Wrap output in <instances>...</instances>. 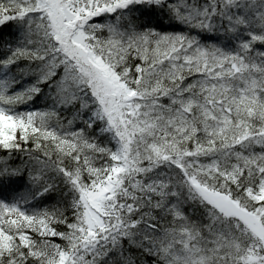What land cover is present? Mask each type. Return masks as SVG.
I'll list each match as a JSON object with an SVG mask.
<instances>
[{
  "label": "snow or ice",
  "instance_id": "6c2138e0",
  "mask_svg": "<svg viewBox=\"0 0 264 264\" xmlns=\"http://www.w3.org/2000/svg\"><path fill=\"white\" fill-rule=\"evenodd\" d=\"M0 264H264V0H0Z\"/></svg>",
  "mask_w": 264,
  "mask_h": 264
}]
</instances>
